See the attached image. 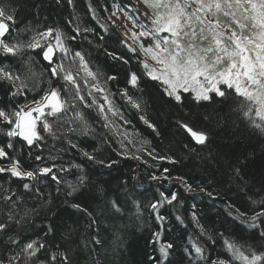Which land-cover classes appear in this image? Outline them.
<instances>
[{
    "label": "snow or ice",
    "instance_id": "6c2138e0",
    "mask_svg": "<svg viewBox=\"0 0 264 264\" xmlns=\"http://www.w3.org/2000/svg\"><path fill=\"white\" fill-rule=\"evenodd\" d=\"M68 3L72 4L73 0ZM140 4L147 10L144 13L149 17L147 24L126 8L113 4L109 19H119L122 13L132 27L125 26L123 39L117 41L126 53L105 48V54L119 66L111 74L94 68L86 53L77 47L78 39H87V34L104 40L105 36L96 29L75 25L74 34L69 35L53 26L20 28L14 10L0 4V86H4L5 95L12 98L0 105V177L22 181L18 187L25 192L33 191L35 183L45 179L58 185L66 183L67 195L72 196L85 185L87 177L81 174L77 177L78 183L64 181L58 173H70L72 169L83 173V168L79 164L57 165L51 153L48 157L42 155L50 142L54 147L59 142L61 150L67 144L87 160L113 167L117 161L98 159L73 139L93 137L96 132L84 112L87 109L96 114L110 137H120L118 156L157 169L149 178L158 186L172 188L173 181H180L179 186L186 193L199 191L216 198L204 187L188 183L184 176L172 175L171 169L158 167L160 163H179L176 158L155 154V150L147 151L144 145L148 141L129 133L126 128L121 132L122 125L117 122L128 125L131 121L115 97L119 96L130 109L143 113L144 101L132 90L140 91L145 78L153 82L176 108L175 127L185 134L188 142L183 147L188 153L198 155L209 144V133L200 127L211 120L204 105L223 102L230 94L237 105L234 110L264 134V0H135L136 11ZM89 11L99 22L100 17L91 4ZM101 28L104 33L109 31L106 24H101ZM133 58L137 67H132ZM37 63L41 65L39 70ZM121 78L124 87L113 91L109 85ZM139 119L159 135L156 125L145 114ZM110 137H105L102 143L109 144ZM145 154L156 163L149 164ZM25 156L33 161V167L25 166ZM234 173L242 179L238 167L234 168ZM35 191L39 193V189ZM129 199L139 216L141 205L131 194ZM0 202L6 206L5 215L0 218V236L7 237L8 243L18 249L8 257L7 264H71L67 253L59 251L58 246L53 245L57 250L50 251L45 242H21L12 235L17 225L28 220L30 212L18 211L22 197L11 187L0 185ZM174 202H179L175 190L159 191V198L147 205L160 225L151 237L153 251L158 253L149 257L152 264H172L169 257L176 245L165 235L169 231L163 226L167 218L160 209ZM253 203L258 207L252 214L235 209L234 219H239L250 230H258L259 238L264 240V198ZM108 204L113 214L123 213L118 200H110ZM72 207L87 213L89 227L97 223L80 204ZM192 207L195 209L194 204ZM232 207L229 205V209ZM228 214L233 216L231 210ZM176 220L183 227H189L183 217L178 215ZM191 227L193 233L183 249L188 264H264V252L245 249L244 245L227 238L223 239L227 256L216 253V238L194 210ZM53 231L49 225L47 232ZM219 235L223 237V233ZM92 242L103 244L96 236L92 237ZM0 264L4 261L0 260Z\"/></svg>",
    "mask_w": 264,
    "mask_h": 264
},
{
    "label": "trees",
    "instance_id": "16d2710c",
    "mask_svg": "<svg viewBox=\"0 0 264 264\" xmlns=\"http://www.w3.org/2000/svg\"><path fill=\"white\" fill-rule=\"evenodd\" d=\"M0 4L14 10L20 28L25 25L35 29L53 26L69 35L74 34L72 29L75 25L96 29L97 33L105 36L104 40L87 34V39H78L77 47L86 53L94 68L106 74H111V71L119 66L105 54V48L126 53V49L117 43L123 37L109 19L113 4L126 8L132 16L144 23L149 22L140 9H134L133 0H73L72 4H69L68 0H0ZM90 4L96 9V14L100 17L99 22L92 18ZM105 8L108 11H105ZM101 24L108 25L107 33L103 32ZM89 40L92 41L91 44ZM40 66V63H37L36 69L39 70ZM132 67H137L135 58ZM109 86L113 91H118L124 87L123 79L111 82ZM3 87L0 86V105L12 99L5 95ZM132 91L142 97L144 112L137 113L116 96V102L123 105L125 116L131 121L128 125L118 121L117 123L122 125L120 131L123 132L126 128L129 133H135L138 138L148 141L144 145L147 151L155 150V154L176 158L179 163H160L158 167L171 169L172 175L184 176L188 183L197 188L204 187L216 198L213 199L199 191L186 193L179 186L180 181H173L172 188L158 186L149 178L157 169L118 156L116 152L119 151L120 137H110L108 131L101 127L102 122L96 114L84 109L96 132L93 137L73 139L98 159L105 162L115 160L117 163L107 168L87 160L80 151L68 148L67 144H64V150H61L59 142L55 147L51 142L48 143L42 155L48 157L51 153L56 157L57 165L69 167L71 164H79L83 168V173L76 169H72L70 173H58L64 181L78 183L77 177L81 174L87 177V181L76 193L68 196L66 183L58 185L45 179L35 183L33 191L25 192L22 187H18L22 181L0 177V185L4 188L11 187L22 197L21 209L18 211L30 212L28 220L17 225L12 235L21 242H45L49 244L50 251L57 250L53 245L58 246L59 251L67 253L71 264H152L149 257L158 256V253L153 251L151 237L160 225L147 205L159 198V191L175 190L179 202L166 204L160 209V213L167 218L163 226L169 231L165 235L176 245L169 257L172 264H188L183 249L188 246V236L193 233V210L199 215L201 223L209 233L216 238L215 252L221 256H227L223 248L224 238L244 245L245 249L264 252V240L259 238L258 230H250L239 219H234L235 209L250 215L253 209L258 207L253 201L264 198V134L251 127L241 113L234 110L237 106L233 102L234 96L230 94L223 102L204 105V110L211 116V120L202 123L200 127L209 133V144L197 155L184 149L183 145L188 141L185 134L175 127L176 108L153 82L145 78L141 90ZM141 114H145L156 125L159 135L140 121ZM105 137H110L109 144L102 143ZM144 158L149 164L156 163L146 154ZM24 164L26 167L34 166L27 156L24 157ZM237 167L242 179L237 178L234 173V168ZM36 189H39L38 194ZM130 194L141 205L139 216L129 199ZM110 200H118L121 203L122 214L112 213L108 204ZM73 204L86 208L97 223L89 227L90 217L87 213L74 209ZM229 205L233 207L229 209ZM5 209L6 206L0 202V218L5 215ZM230 210L233 216L228 214ZM178 215L184 218L188 228L176 220ZM49 225L54 230L51 233L47 232ZM220 233H223V237H220ZM94 236L101 239L103 244H94ZM16 251L18 249L8 243L7 237L0 236V260L4 261V264H7L8 257Z\"/></svg>",
    "mask_w": 264,
    "mask_h": 264
},
{
    "label": "rangeland",
    "instance_id": "374dc122",
    "mask_svg": "<svg viewBox=\"0 0 264 264\" xmlns=\"http://www.w3.org/2000/svg\"><path fill=\"white\" fill-rule=\"evenodd\" d=\"M133 1H135V0H133ZM138 8L140 9V11L142 12L143 15L147 11L142 4L138 5ZM110 14H111V12H110ZM110 14H109V17H110ZM119 17H120L119 19H117L116 17H111V21H112V23L114 22L115 28L120 33V35L123 37V33L126 30L125 26L128 29H131L132 25H131V22L129 20H127L122 13L119 14ZM146 18L149 21V17H146ZM147 23H149V22H146L145 24H147Z\"/></svg>",
    "mask_w": 264,
    "mask_h": 264
}]
</instances>
